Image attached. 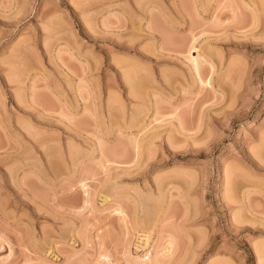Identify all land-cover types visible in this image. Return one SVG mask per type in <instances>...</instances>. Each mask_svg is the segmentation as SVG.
<instances>
[{
  "label": "rangeland",
  "instance_id": "obj_1",
  "mask_svg": "<svg viewBox=\"0 0 264 264\" xmlns=\"http://www.w3.org/2000/svg\"><path fill=\"white\" fill-rule=\"evenodd\" d=\"M0 264H264V0H0Z\"/></svg>",
  "mask_w": 264,
  "mask_h": 264
},
{
  "label": "bare ground",
  "instance_id": "obj_2",
  "mask_svg": "<svg viewBox=\"0 0 264 264\" xmlns=\"http://www.w3.org/2000/svg\"><path fill=\"white\" fill-rule=\"evenodd\" d=\"M195 42V41H194ZM192 43L191 44V47H190V49H189V53L191 54L192 52V50L193 51H197L196 50V46H195V43ZM191 62L193 63V66H194V68L196 69V72H199V66L202 64V62L200 61L201 60V57H200V55H199V53H198V56L197 57H193L192 55H191ZM201 62V64H199ZM200 74V73H199ZM201 80V79H200ZM147 255L149 256V255H151V253H147ZM148 259H149V257H147Z\"/></svg>",
  "mask_w": 264,
  "mask_h": 264
}]
</instances>
